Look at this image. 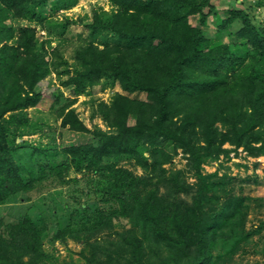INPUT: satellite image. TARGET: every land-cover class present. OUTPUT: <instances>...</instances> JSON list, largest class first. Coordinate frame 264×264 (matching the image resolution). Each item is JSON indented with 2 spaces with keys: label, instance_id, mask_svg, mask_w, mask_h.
Segmentation results:
<instances>
[{
  "label": "trees",
  "instance_id": "1",
  "mask_svg": "<svg viewBox=\"0 0 264 264\" xmlns=\"http://www.w3.org/2000/svg\"><path fill=\"white\" fill-rule=\"evenodd\" d=\"M108 1L114 9L94 12L91 22L82 24L86 32L77 34L71 55L75 72L52 69L59 78L66 75L60 85L75 93L103 82L116 83L120 92L99 105L105 129L87 128L70 102L57 108L62 127L88 133L90 140L62 147L65 159L48 168L59 182L71 166L104 172L105 201L116 208L99 210L91 223H68L53 238L90 240L111 228L113 217L128 218L130 228L117 232L107 246L96 240L89 264H219L243 251L264 224L247 230L249 198L241 194L243 186H237L238 193L234 176L203 169L238 148L252 157L264 154V22L251 17V7L232 4L221 18L212 0ZM76 2L52 4L64 9ZM46 3L0 0V204L36 183L31 176L23 180L25 168L12 156L15 129L28 125L22 110L37 107L47 96L55 103L61 95L38 89L51 71L48 55L66 65L58 49L48 52L35 27L7 23L42 24ZM210 14L217 30L206 36L203 26ZM193 15L199 26L190 23ZM107 32L116 35L115 43L103 38ZM223 32L235 43L222 42ZM179 153L184 167L166 168ZM121 158L141 173L119 164ZM45 231L27 213L13 223L0 219V264H45ZM261 239L264 255V233ZM23 256H29L27 263Z\"/></svg>",
  "mask_w": 264,
  "mask_h": 264
},
{
  "label": "rangeland",
  "instance_id": "2",
  "mask_svg": "<svg viewBox=\"0 0 264 264\" xmlns=\"http://www.w3.org/2000/svg\"><path fill=\"white\" fill-rule=\"evenodd\" d=\"M53 0H47L42 8L45 19L42 24H35L28 20L9 19L7 23L17 28L18 26L35 27L36 35L39 40H43L48 52L57 48L59 58L66 61L62 65L52 56L48 55L49 67L51 68L46 78L38 85V89L45 88L49 95L59 94V101L52 103L51 97L43 99L42 104L37 107H27L22 110L28 119V125L15 129L17 139L15 150L12 151L13 159L19 165L24 166L22 178L28 181L31 177L36 180L35 187L28 192L17 193L13 198L4 204H0V219L4 224L13 223L19 220L25 213L29 214L39 226H46L42 249L46 256L45 264H89L88 259L93 260L92 251L96 250L92 245L96 240L100 245H108L107 240H112L120 232L130 228L131 222L128 218H112V227H104L103 231L96 234V237L87 239L85 236L79 238L57 239L53 238L55 232L68 223L80 224L97 220V212L102 210L108 212L116 208L115 203L105 201L106 179L104 172L93 174L80 170L73 166L63 173L62 179L57 181L48 167L54 163H59L65 159L66 154L62 153L61 148L71 144L84 143L90 140V135L68 130L61 126V119L57 115V108L66 102H70L72 108L79 119L93 130L96 127L106 128V122L102 119L99 105L101 102L109 104L113 94L120 92L119 86L108 82L101 83L93 87L86 88L84 92L75 93L70 87L65 88L60 85L56 70L52 69L55 65L58 71L67 68L69 75L75 71V61L71 58L77 34L85 33L82 24L90 23L92 15L96 11L111 12L114 7L108 0H77V2L64 9L53 7ZM217 16L225 18L226 8L229 5L251 7V17L257 23L264 22V0H212ZM207 11V8L204 9ZM216 16L208 15L206 24L203 26L207 35L216 34ZM193 26H199L197 15L190 17ZM235 28L232 26V29ZM222 42L235 43L234 38L228 37L227 33L220 35ZM103 38L110 44L117 41L116 35L111 32L103 34ZM12 41V40H11ZM239 52L244 53L245 48L239 46ZM47 58V56H46ZM54 63V64H52ZM46 92V94H48ZM138 98H145L144 93H139ZM8 116V113L5 115ZM133 122V118L129 119ZM14 127H12V130ZM10 132V138L13 136ZM225 147H233L225 144ZM185 159L181 153L177 154L172 164H167L166 168L178 170L183 168ZM119 164L134 169L136 173H141L139 168H133L126 158L119 159ZM206 172L218 170L219 175L229 173L234 176L233 185H241V194L249 199L248 215L245 228L250 230L252 227L260 225L264 221V154L252 157L242 148H238V153L231 151L229 158L220 155L219 159L210 160L203 165ZM169 171V170H168ZM42 174L43 178H40ZM31 176V177H30ZM185 176L188 180H193L189 173ZM160 190L164 188L161 186ZM239 193V192H238ZM101 217H98L100 220ZM262 232L253 233L251 241L243 251L230 255L220 260L219 264H264L263 245H261ZM118 238V236L116 237ZM98 259L103 261L106 256L100 252ZM29 256H23V261L27 263ZM101 258V259H100Z\"/></svg>",
  "mask_w": 264,
  "mask_h": 264
}]
</instances>
